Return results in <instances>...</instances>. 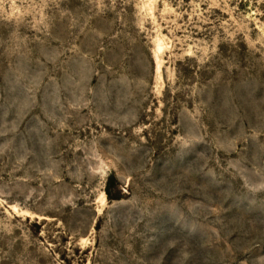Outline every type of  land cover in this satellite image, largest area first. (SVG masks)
Wrapping results in <instances>:
<instances>
[{
  "label": "rangeland",
  "instance_id": "1",
  "mask_svg": "<svg viewBox=\"0 0 264 264\" xmlns=\"http://www.w3.org/2000/svg\"><path fill=\"white\" fill-rule=\"evenodd\" d=\"M0 264H264V0H0Z\"/></svg>",
  "mask_w": 264,
  "mask_h": 264
},
{
  "label": "bare ground",
  "instance_id": "2",
  "mask_svg": "<svg viewBox=\"0 0 264 264\" xmlns=\"http://www.w3.org/2000/svg\"><path fill=\"white\" fill-rule=\"evenodd\" d=\"M159 49H161V47L159 46Z\"/></svg>",
  "mask_w": 264,
  "mask_h": 264
}]
</instances>
